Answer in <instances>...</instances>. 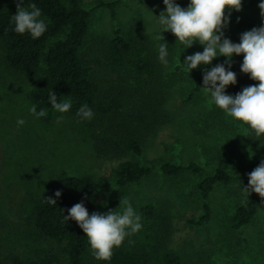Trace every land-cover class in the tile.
<instances>
[{
  "label": "rangeland",
  "instance_id": "obj_1",
  "mask_svg": "<svg viewBox=\"0 0 264 264\" xmlns=\"http://www.w3.org/2000/svg\"><path fill=\"white\" fill-rule=\"evenodd\" d=\"M113 1L81 0L92 10L88 55L103 63L95 65L96 81L108 92L123 91L124 98V106L115 116L94 119L93 125L56 110L36 118L29 111L33 103L28 93L39 83L45 66L37 76L13 70L0 43V262L13 254L37 261L53 250L62 253L59 244L38 237L33 224L34 208L44 190L64 181L71 207L83 202L92 208L106 199L108 190L84 200L76 188L66 185L67 177L91 175L114 182V169L120 161L131 158L146 165L195 160L205 166L206 173L214 166L234 172L250 166L264 152V135L256 137L249 126L227 116L202 87L204 71L227 58L218 56L211 64H201L189 73L182 64L185 57L202 52L203 46L196 42L183 49L175 36L164 37L157 17L166 9L163 0H120L115 18L107 6ZM260 2L242 0L241 11L226 10L230 20L224 28L225 37L239 43L240 35L250 30L242 22L264 24ZM176 3L187 8L190 0ZM0 8L17 10V4L0 0ZM116 25L136 35L131 55L121 64H112L105 57ZM164 42L167 64L159 59V44ZM139 55L153 60V75L133 72L131 60ZM242 62L243 54H233L230 70L236 73L237 81L258 84L241 71ZM194 76L200 90L185 103L184 91L196 86ZM158 107H165V112L154 114L152 110ZM58 116H63L59 123ZM156 116L160 121L155 124L152 118ZM18 119L25 123L18 126ZM128 129L140 135V156L116 151L119 137ZM199 179L193 174L171 177L157 169L130 185L124 200L131 203L143 225L132 234V245L154 254L174 248L181 253L182 264H264V198L259 196L258 212L249 225L239 231L232 229L229 218L244 199L239 174L232 184L218 185L214 190L212 220L203 226L193 225L187 219L199 213ZM147 205L152 206L151 213L143 210ZM124 207L121 205L118 212ZM83 264L97 263L89 255Z\"/></svg>",
  "mask_w": 264,
  "mask_h": 264
},
{
  "label": "trees",
  "instance_id": "obj_2",
  "mask_svg": "<svg viewBox=\"0 0 264 264\" xmlns=\"http://www.w3.org/2000/svg\"><path fill=\"white\" fill-rule=\"evenodd\" d=\"M120 0L109 2L113 17H116L117 6ZM180 2L181 0H175ZM17 4V0H11ZM35 3L42 10L41 19L47 24L45 33L32 39L30 34H18L13 31L14 24L11 17L17 12L15 9L0 8V43L5 50V58L9 67L13 70L29 75L37 76L41 73L44 65L43 76L39 83L28 93V97L36 106L37 112L44 110L48 113L53 109L49 100V93L57 94L58 102L71 101V108L67 113L72 114L78 121L88 122L93 125L94 119L101 117L111 118L124 106L123 91H107L101 83L96 81L95 65L103 64L100 58L88 55V36L92 10L84 6L81 0H24V6ZM23 6V5H22ZM250 30L264 24L242 22ZM167 39L174 35L170 31H164ZM136 35L127 33L121 25L113 29L105 49L106 60L112 64H121L131 55L134 48ZM140 49V48H138ZM133 72L136 75H153L155 64L149 56L139 55L131 60ZM196 86L184 91L185 103L196 97L200 90V83L194 76ZM249 84L237 81L235 85L226 88V94L235 95ZM87 105L93 111L91 120L82 119L77 115V110L82 105ZM165 107L152 110L157 114L160 110L165 112ZM156 124L160 121L158 116L152 118ZM116 151L123 154L140 156L143 152V142L138 133L127 130L119 137ZM264 159V152L260 153L250 166L238 167L234 172L223 166H214L209 173L205 172V166L195 160L187 162L165 161L159 165H146L136 158L125 159L119 162L114 169L116 179L114 182L97 179L91 175L70 176L65 179L66 185L74 187L84 196V200L101 190H108L106 199L90 208L85 206L89 213H104L108 210L118 212L124 200L126 189L159 169L164 175L175 177L184 174L199 175L196 183L199 199V213L187 219L193 225L203 226L213 218L212 196L218 185H230L237 175L241 174V184L248 185V173L257 167ZM63 182L43 191L33 214V224L36 234L40 238L51 240L59 244L61 254L56 250L45 254L37 261H29L20 255H11L0 264H83L87 256L92 254L90 243L83 230L74 220L64 221V215H68L70 201L65 192ZM61 192L60 197L55 192ZM51 196L57 201L56 205L50 204L47 197ZM244 200V199H243ZM260 198L252 192L246 203H240L229 218L230 227L236 231L249 225L259 209ZM151 213L152 206L143 208ZM132 234L127 236L120 247L113 249L110 260L103 261L94 259L97 264H182L181 253L171 247H166L158 254L148 252L131 243Z\"/></svg>",
  "mask_w": 264,
  "mask_h": 264
},
{
  "label": "clouds",
  "instance_id": "obj_3",
  "mask_svg": "<svg viewBox=\"0 0 264 264\" xmlns=\"http://www.w3.org/2000/svg\"><path fill=\"white\" fill-rule=\"evenodd\" d=\"M163 3L166 9L156 15L158 24L162 26V33L170 31L183 49L192 47L196 42L203 46L202 52L197 51L185 57L182 63L185 68L190 73L201 64H211L218 56L226 57L224 63L204 71V92L210 93L211 100L227 116L249 126L256 137L264 135V25L243 32L240 42L234 43L224 34V28L230 20V12L227 16L225 13L231 9L241 11L242 0H190L187 8L181 7L175 0H163ZM258 6L261 16L264 17V0ZM41 15L42 10L35 3L25 8L24 0H17V12L11 17L13 31L18 34L28 33L32 39L41 37L47 29ZM162 33L160 38L164 40ZM233 54H243L240 69L243 73L250 74V78L258 84L246 86L237 94L230 95L226 94L227 86L237 83L236 73L230 70ZM167 55V43L159 44V59L163 64L168 63ZM49 100L53 109L60 113L68 112L72 106L71 101L58 102L54 91L49 93ZM29 111L36 118L46 115L43 109L37 112L35 105ZM77 115L91 120L94 113L85 104L77 110ZM62 120L63 116L57 117V123ZM24 123L23 119L17 120L18 126ZM252 155L250 152L249 158ZM248 177V185L243 187L244 200L241 203H246L252 192L264 198V159L248 173ZM55 196L60 197L61 192L57 190ZM46 199L50 204H57L51 196ZM119 203L125 206L122 213L110 209L104 213L90 214L84 203L80 202L67 209L68 215H64L65 222L70 219L76 221L86 234L92 254L97 260H110L113 249L120 247L127 236L143 227L140 223L141 217L131 203L127 199Z\"/></svg>",
  "mask_w": 264,
  "mask_h": 264
}]
</instances>
